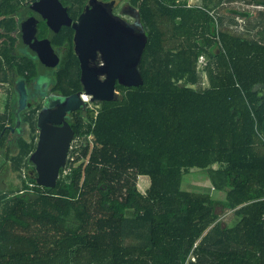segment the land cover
Instances as JSON below:
<instances>
[{"label":"trees","instance_id":"16d2710c","mask_svg":"<svg viewBox=\"0 0 264 264\" xmlns=\"http://www.w3.org/2000/svg\"><path fill=\"white\" fill-rule=\"evenodd\" d=\"M241 1L261 9L130 0L146 34L142 83L119 85L121 99L75 132L53 187L22 175L34 141L16 139L6 156L21 185L0 190V264H264V0ZM14 67L33 72L0 61V81ZM57 81L79 87L73 54ZM12 118L0 114V132ZM191 173L207 183L186 185Z\"/></svg>","mask_w":264,"mask_h":264},{"label":"flooded vegetation","instance_id":"af4514ba","mask_svg":"<svg viewBox=\"0 0 264 264\" xmlns=\"http://www.w3.org/2000/svg\"><path fill=\"white\" fill-rule=\"evenodd\" d=\"M114 1V6L109 15L100 14L98 16L91 14L89 15V19L111 18L114 21V17L112 16H118L121 19L118 22L120 28H110V22H106L105 20V23H102L108 28H104V30L98 33L97 30L93 31L87 28L88 22L86 19L84 22L81 21L82 15L86 14L88 9H91L90 5L88 8L86 6L88 0H85L80 6H72L70 0H0V61H29L33 68V72L31 73L25 71L26 78L19 76L14 67L10 71L13 80L0 81V114L4 113L5 110L13 109L12 121L5 120L4 127L0 132V136L6 132V137L3 139L4 143L0 146V148L4 147V158H7V153L8 155L16 153L15 141L18 137L25 139L32 137L34 141L32 151H34L41 130V127L38 125L39 116L43 111L40 119L42 125L59 128L67 124L72 130L65 164L62 167L66 165L70 152L77 146L75 132H78V129L83 130L85 128V124L89 121V116L96 114L100 103L104 101L92 100L91 96L85 93L80 83V64L73 50L76 32L74 27L80 20L79 38L84 43L92 41L91 38L93 36L100 34L104 38L115 34L118 36L117 39L120 42L129 43L130 29L128 26L134 24L136 20H140L138 9L130 3V0ZM117 27L119 26L117 25ZM142 28L145 32L143 25ZM98 40L96 37V43H99ZM108 49L105 46L103 51L94 49L88 52L87 75L97 77L100 80L104 79L105 74H98L97 69H99L100 65L104 64V57H107ZM114 50L119 51L116 54L117 58L125 59L129 54V50L125 46L122 48L116 46ZM71 54L77 60L79 87L73 86L68 89L70 90L69 92H65L67 88L58 83L57 76L60 66L69 60ZM20 79L24 80L27 98L24 108L16 116L18 97L16 85ZM119 85L122 84L116 81L115 90L118 95L111 100L121 99L122 92ZM73 94H78L80 102L73 99L68 103L70 107L64 108L63 105L66 104L67 98ZM23 112L33 114V128L29 126L27 120H24L21 115ZM7 148L9 149L8 152ZM9 162L7 164V161L5 163L1 161L0 169L3 167L5 171L0 170V183L4 185L7 183V179L5 180V178L13 181L15 180L13 179V173L16 172L17 175L20 173L14 170ZM21 173L23 176H25V173H28V175L35 179L37 174L36 165L28 159V164L23 167ZM19 183L21 185V179Z\"/></svg>","mask_w":264,"mask_h":264},{"label":"water","instance_id":"95a60500","mask_svg":"<svg viewBox=\"0 0 264 264\" xmlns=\"http://www.w3.org/2000/svg\"><path fill=\"white\" fill-rule=\"evenodd\" d=\"M114 2V0H88L86 6L88 8L90 5L91 9H88L87 13L82 15L81 21L84 22L86 19L88 22L86 25L87 28L93 31L97 30L98 33L104 30V28H108L102 23H105V20L106 22H110V28H120L118 22H120L121 19L118 16L111 15L114 17V21H112L111 18L89 19V15L91 14H96L98 16L100 14L109 15V12L111 13V9L114 6ZM79 25L80 20L74 27L76 32L74 36L75 44L73 50L77 55L80 64V83L85 93L90 95L92 100H111L116 97L118 95L115 90L116 81L125 86H138L142 83L139 65L141 54L146 42V35L139 19L136 20L134 24L128 26L130 29L129 43L120 42L119 39H117L118 36L115 34L105 38L101 34L93 36L91 38L92 41L84 43L79 38ZM117 25L119 27H117ZM96 37L99 39V43H96ZM105 46L109 48L108 55L107 57H104V64L100 65L99 69H97L98 74H105V77L102 80L97 77H90L86 74L88 52L94 49L103 51ZM116 46L121 48L124 46L127 47L129 50V57L127 56L125 59L117 58L116 54H118L119 51L114 50ZM16 89L18 97L15 114L18 116L19 112L26 104L27 93L25 91L24 80H18ZM73 99L80 102L78 94H73L67 98L66 104L63 105L64 108H69L70 105H68V103ZM42 113L43 111L40 113L38 122V125L41 127L40 135L36 148L29 154L28 159L36 165V183L44 187H53L59 176V168L65 164L67 151L72 137V130L67 124L62 125L59 128L50 125H42L40 123ZM261 129L264 135V119L261 124Z\"/></svg>","mask_w":264,"mask_h":264},{"label":"rangeland","instance_id":"374dc122","mask_svg":"<svg viewBox=\"0 0 264 264\" xmlns=\"http://www.w3.org/2000/svg\"><path fill=\"white\" fill-rule=\"evenodd\" d=\"M188 4H194V3H198L199 0H186ZM232 5L234 6H238L241 8H248L249 11L252 13V15H255L257 13V10L261 9L259 7H254V6H250V5H245L243 3V1L241 0H233V2H231ZM224 12H226V9H223ZM240 24L239 26H243V22L244 20H237ZM204 65V59L200 56L197 62V68L201 69L202 66ZM203 85L206 86L207 85V81L205 79V76H203ZM3 151H4V147L0 148V166H1V161H3L4 163L7 161V164L9 162V160L7 158L3 157ZM10 164V162H9ZM1 171H5V168H1ZM13 179L15 180H10L9 178H5V180L7 181V185L0 183V190L3 191H8V190H15L20 186V178L18 177V175L16 174V172L13 173ZM1 179V178H0ZM9 182V183H8ZM184 182L186 185H190V186H203L205 185L207 182L204 180V178L197 173H191L188 174L184 177ZM149 184V178L147 176H138L137 177V188L139 191L141 192H145V189L147 188ZM194 189V188H191Z\"/></svg>","mask_w":264,"mask_h":264},{"label":"crops","instance_id":"0c3cea01","mask_svg":"<svg viewBox=\"0 0 264 264\" xmlns=\"http://www.w3.org/2000/svg\"><path fill=\"white\" fill-rule=\"evenodd\" d=\"M221 193L220 192H215L214 191V196H219Z\"/></svg>","mask_w":264,"mask_h":264},{"label":"built area","instance_id":"2783aa9c","mask_svg":"<svg viewBox=\"0 0 264 264\" xmlns=\"http://www.w3.org/2000/svg\"><path fill=\"white\" fill-rule=\"evenodd\" d=\"M262 217L264 218V211H263Z\"/></svg>","mask_w":264,"mask_h":264}]
</instances>
